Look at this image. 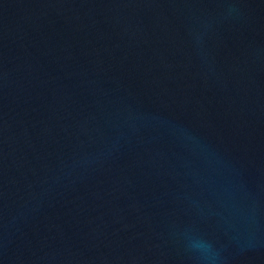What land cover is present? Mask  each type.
I'll use <instances>...</instances> for the list:
<instances>
[{
    "label": "water",
    "instance_id": "obj_1",
    "mask_svg": "<svg viewBox=\"0 0 264 264\" xmlns=\"http://www.w3.org/2000/svg\"><path fill=\"white\" fill-rule=\"evenodd\" d=\"M0 264H264V0H0Z\"/></svg>",
    "mask_w": 264,
    "mask_h": 264
},
{
    "label": "clouds",
    "instance_id": "obj_2",
    "mask_svg": "<svg viewBox=\"0 0 264 264\" xmlns=\"http://www.w3.org/2000/svg\"><path fill=\"white\" fill-rule=\"evenodd\" d=\"M192 248L203 253L207 258L211 254V245L204 241H198L193 243Z\"/></svg>",
    "mask_w": 264,
    "mask_h": 264
}]
</instances>
